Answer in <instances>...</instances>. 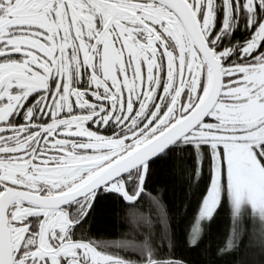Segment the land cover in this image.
<instances>
[{"label": "snow or ice", "instance_id": "obj_1", "mask_svg": "<svg viewBox=\"0 0 264 264\" xmlns=\"http://www.w3.org/2000/svg\"><path fill=\"white\" fill-rule=\"evenodd\" d=\"M216 3L0 0V264H195L157 242L170 183L200 195L188 245L225 197L264 221V0H220L235 49Z\"/></svg>", "mask_w": 264, "mask_h": 264}, {"label": "trees", "instance_id": "obj_2", "mask_svg": "<svg viewBox=\"0 0 264 264\" xmlns=\"http://www.w3.org/2000/svg\"><path fill=\"white\" fill-rule=\"evenodd\" d=\"M257 9L259 16L264 15V6ZM220 26L221 17L216 16L214 28L219 30ZM251 30L242 18L220 43L235 49L237 44L248 38ZM163 197L170 213L169 240L157 241L164 258H170L167 253L172 251L195 264H264V247L259 243L264 233V221L248 205L236 209L226 197L223 198L212 217L200 221L201 231L196 245H188L187 228L200 206V195L187 192L181 184L170 183ZM123 227V224L117 225L113 221L97 218L89 235L101 243L112 242L119 238ZM229 239L232 246L218 254V250Z\"/></svg>", "mask_w": 264, "mask_h": 264}, {"label": "rangeland", "instance_id": "obj_3", "mask_svg": "<svg viewBox=\"0 0 264 264\" xmlns=\"http://www.w3.org/2000/svg\"><path fill=\"white\" fill-rule=\"evenodd\" d=\"M258 7L261 8V5H257V8ZM216 16H220L221 17V26H220V28L218 30V32H219V42H221V40L227 34H229L232 31V29L236 26V24L239 22L240 19L243 18V20H245V23H247V13L244 11L243 8H240L238 12L234 11L231 14V16L226 20L225 19L224 10H223V5H222V3H220V0H217V3H216ZM258 17H259V14H258V9H257V12H256L255 15H253L252 20L256 21L258 19ZM225 22L227 23V27L226 28L222 27V25ZM247 26H248V24H247ZM210 27H214V25H210ZM244 205H247V204L244 203L241 206H244Z\"/></svg>", "mask_w": 264, "mask_h": 264}, {"label": "flooded vegetation", "instance_id": "obj_4", "mask_svg": "<svg viewBox=\"0 0 264 264\" xmlns=\"http://www.w3.org/2000/svg\"><path fill=\"white\" fill-rule=\"evenodd\" d=\"M37 99H38V96H34V97H33V100L30 102V105H29V106L35 104ZM37 115H38V113H37ZM16 119H17V120H20L21 117H16Z\"/></svg>", "mask_w": 264, "mask_h": 264}, {"label": "water", "instance_id": "obj_5", "mask_svg": "<svg viewBox=\"0 0 264 264\" xmlns=\"http://www.w3.org/2000/svg\"><path fill=\"white\" fill-rule=\"evenodd\" d=\"M173 147V145L172 144H169L165 149H164V151H167V149L168 148H172ZM160 153H157V155H159ZM153 159H155V157H153Z\"/></svg>", "mask_w": 264, "mask_h": 264}]
</instances>
